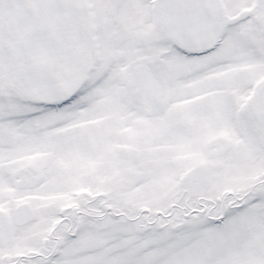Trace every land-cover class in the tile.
<instances>
[{
    "label": "snow or ice",
    "instance_id": "1",
    "mask_svg": "<svg viewBox=\"0 0 264 264\" xmlns=\"http://www.w3.org/2000/svg\"><path fill=\"white\" fill-rule=\"evenodd\" d=\"M0 264H264V0H0Z\"/></svg>",
    "mask_w": 264,
    "mask_h": 264
}]
</instances>
